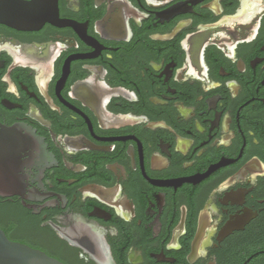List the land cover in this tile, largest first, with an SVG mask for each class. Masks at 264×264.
<instances>
[{
  "label": "flooded vegetation",
  "instance_id": "1",
  "mask_svg": "<svg viewBox=\"0 0 264 264\" xmlns=\"http://www.w3.org/2000/svg\"><path fill=\"white\" fill-rule=\"evenodd\" d=\"M57 7L0 24L6 237L63 264H257L264 0Z\"/></svg>",
  "mask_w": 264,
  "mask_h": 264
},
{
  "label": "water",
  "instance_id": "2",
  "mask_svg": "<svg viewBox=\"0 0 264 264\" xmlns=\"http://www.w3.org/2000/svg\"><path fill=\"white\" fill-rule=\"evenodd\" d=\"M58 21L57 0H0V24L19 30H36ZM10 130L0 129L1 135ZM2 161H0V170ZM2 179L0 176V184ZM0 264H63L44 252L10 241L0 229Z\"/></svg>",
  "mask_w": 264,
  "mask_h": 264
},
{
  "label": "trees",
  "instance_id": "3",
  "mask_svg": "<svg viewBox=\"0 0 264 264\" xmlns=\"http://www.w3.org/2000/svg\"><path fill=\"white\" fill-rule=\"evenodd\" d=\"M255 263V262H254ZM257 264H264V257L256 260Z\"/></svg>",
  "mask_w": 264,
  "mask_h": 264
}]
</instances>
